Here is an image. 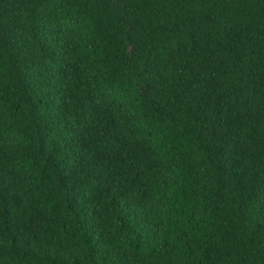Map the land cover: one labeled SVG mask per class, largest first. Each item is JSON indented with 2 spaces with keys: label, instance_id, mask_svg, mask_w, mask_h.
<instances>
[{
  "label": "trees",
  "instance_id": "obj_1",
  "mask_svg": "<svg viewBox=\"0 0 264 264\" xmlns=\"http://www.w3.org/2000/svg\"><path fill=\"white\" fill-rule=\"evenodd\" d=\"M0 264H264V0H0Z\"/></svg>",
  "mask_w": 264,
  "mask_h": 264
}]
</instances>
